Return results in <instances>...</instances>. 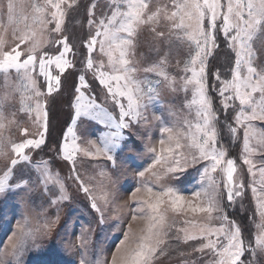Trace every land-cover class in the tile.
<instances>
[{
  "label": "snow or ice",
  "instance_id": "1",
  "mask_svg": "<svg viewBox=\"0 0 264 264\" xmlns=\"http://www.w3.org/2000/svg\"><path fill=\"white\" fill-rule=\"evenodd\" d=\"M79 6L80 0H0V161H4L0 167V197L6 193L11 197L23 193L21 199L31 200L30 186L39 182L44 185L45 193L49 184L59 185L60 195L51 199V205L69 199L59 174L54 176L50 172L47 161L34 166L38 175L33 179L28 167L31 158L25 150L44 144L49 130L47 101L41 102L45 92L38 78L44 77L47 95L51 96L61 88L62 75L74 67L67 59L73 46L63 33L69 13ZM98 7L99 0H91L86 6L88 25L95 31L84 42L88 52L83 61L84 71H93L119 114L117 117L98 104L95 96H86L82 88L88 85L85 75H80L71 104L72 123L64 132L59 152L73 163L74 173L75 158L80 153L85 157H104L110 162V170L102 169L99 173L103 184L98 196H89L90 207L99 214L100 226L105 225V211L98 201L105 210L115 206L113 222L123 221L124 215L118 210L122 208H128L131 221L126 229L117 225L123 231V239L110 260L101 259L95 252L91 254L96 256L95 260L90 258L91 238L87 234L91 228H82L77 238L83 249L79 264H157L168 254L166 245L175 227L174 222L169 223L170 215L202 213L211 221L215 213L223 212L224 194L229 203L242 195L240 189L244 183L235 182L236 160L229 157L228 148L221 143L223 139L235 143L241 137V160L252 177L249 186L259 218L255 224L257 231L246 243L242 229L234 221L229 222L231 228L226 230L223 224L216 228L185 220L191 230L187 226L176 228V239L183 243L205 241L194 251L209 252L210 264H244L243 257L248 254V264H261L264 164L258 166L254 157L264 156V0H105L97 16ZM142 33H146L148 52H140L137 58ZM218 33L223 34L226 47L235 58L231 79L221 81L218 93L223 119L209 95L208 84V62L219 47ZM258 41L260 47L256 46ZM53 44L62 45V49L54 50L55 55L49 52ZM184 45L188 46V56L180 59L179 50ZM97 46L106 63L104 59L99 63L94 61L92 54ZM174 54L176 72L171 71ZM142 64L145 66L141 67ZM215 78L220 80L219 72ZM163 99L173 102L164 109ZM150 109L159 111L160 115L153 113L150 119ZM33 113V122L42 129L39 138L17 142L6 135L16 127L21 137H27L28 128L20 126L19 116L31 118ZM80 118L97 122L106 129L96 141L88 140L83 147L75 131ZM153 122L161 134L159 149L149 147L150 141L144 143L145 151L154 158L147 168L136 173L140 178H146L147 174L151 184L145 180L124 205H116L119 197L113 176L120 167L118 157L131 159L124 149L139 147L133 139V129L137 132L141 127L148 129ZM189 164L194 167L203 164V167L199 171L200 188L191 198H186L167 182L179 179L178 174H183ZM217 172L223 173L222 181L216 179ZM76 179L82 190L89 192L78 174ZM157 187L161 190L157 191ZM132 204L136 207H130ZM216 218L228 219L227 215ZM32 219L26 211L8 235L11 218L6 219L0 209V243H3L0 264H20L28 242L39 233L50 232L59 223V215L40 227L33 226Z\"/></svg>",
  "mask_w": 264,
  "mask_h": 264
},
{
  "label": "rangeland",
  "instance_id": "2",
  "mask_svg": "<svg viewBox=\"0 0 264 264\" xmlns=\"http://www.w3.org/2000/svg\"><path fill=\"white\" fill-rule=\"evenodd\" d=\"M90 2L91 0H80V6L73 9L66 19L63 34L69 38V43L73 46V51L67 54V59L72 61L73 64L78 61L81 64V68L77 76L76 86L79 84V76L82 74L85 75V81L88 87L82 88V91H84L86 96L88 97L95 96L98 104L103 105L109 112L118 117L119 109L112 101L111 97L107 96V89L99 83L98 79L95 78L93 71H84L83 61L88 55L87 48L84 46V42L88 40L90 33H94L95 31L94 27L90 29L87 22L86 6ZM99 5L100 7H98L97 9V16L100 15V10L104 7L105 0H99ZM52 26L54 27V25ZM145 37L146 33H142L140 36L137 49V58H139L140 52H148L147 45L145 44ZM219 40L221 41H218L217 44L221 45L223 50L229 51L226 47L224 36H221ZM256 46L260 47L259 41L257 42ZM58 47L62 49V45L53 44L49 49L50 54L55 55L56 52L54 50ZM179 51L180 59H184L188 56L189 49L187 45L182 46ZM92 56L94 61H96L97 63H99L101 59H104L106 63V58L100 55L98 46ZM212 57L209 58V61ZM176 58L177 57L174 54L171 61L172 72L177 71V69L175 68ZM234 59L235 58L232 53L227 54V56L224 57L222 61H224L225 64H229L228 67H226L228 75L226 74L223 78L220 75L219 81L215 78H213L210 83L208 81L209 95L212 98L213 95L211 94V89L218 95L219 89L221 87V81L231 79V68L234 65ZM143 66L145 65L142 64L141 67ZM73 68L67 69L62 77ZM36 72H39L38 66L36 68ZM12 76L15 77L14 70L12 72ZM38 79L41 85V90L45 92V96L41 97V102L48 100L50 101L53 97V93H57L59 90L53 92L51 96H48L44 77L40 76ZM0 83H2V74H0ZM59 92L57 93V95L59 94ZM75 95V87H73L71 88V94H68L67 98L65 99L64 105H62V103L60 108L58 109V111H62L60 113V116L64 117V122L69 117V122L65 127L64 132L69 126H71L72 123L74 109H72L71 104ZM180 99H183V94H181ZM218 100L220 103L219 95ZM124 102L126 103V101ZM172 102L173 101L169 99H163V108L166 109L167 105ZM16 107H18V104L16 105ZM157 107L160 106L158 105ZM46 110L48 111L47 106ZM153 113H155L156 115H160L159 111L150 109L148 112L150 119ZM34 119L35 113L32 114L31 118L23 114L19 116L20 126L28 128L27 137H21L20 132L16 127H13L11 132L6 133V135H11L17 142L21 139L39 138L38 133L42 129L40 125H37L33 122ZM42 122L43 121H41V123ZM105 130L106 129L103 125L98 124L94 121H89L86 118H80L77 121V125L75 128L76 134L80 138L78 140V143H80L82 147L85 146L88 140L96 141L100 133ZM133 133V139L137 140L139 147L133 148L131 150L129 148L124 149V154L130 156L131 159H123L122 157H118V163L120 164V167L113 176V179L116 180L115 191L117 192L119 197V199L116 201V205H124L131 196V193L135 191L137 187H141L142 183L145 182V180H147V182L151 184V180L147 178V174L146 178H140L136 175V173L147 168L154 158L152 154L145 151L144 143L150 141V143H148L149 147L155 146L157 147V149H159L158 141L161 139L159 126H157L155 122H153V125L148 129H144L143 127H141L139 132L133 129ZM47 134L48 132L45 134V141L47 139ZM63 140L64 133L59 140V144L62 143ZM221 143L228 148L229 154H235V150L233 147L234 143L232 141L229 142L223 139ZM235 143L237 144L238 148V161L236 160L237 172L235 174V182L236 184H240L241 182L244 183V188L240 189L242 195L239 197H235L234 201L229 203L227 200V195L224 194L221 201L223 212L215 213L211 221L207 219L206 214L202 213L174 216L170 215L169 223L174 222L175 227L171 231V234L168 238V243L166 245L168 254L160 258L157 261V264H210L212 256L209 252L205 251L201 253L194 251L195 248H197L205 241L197 239L188 241L187 243H183L182 240L176 239L178 233L175 229L187 226L191 230L190 225H185L184 221L195 220L198 224L207 223L216 228L220 227V225L223 224L225 229L229 230L231 228V224L229 222L234 220L228 216L227 221L217 219L216 217L226 215L227 208L230 210L233 206L238 204L240 205L241 202H234L235 200H240L241 198H248L252 201V207H254V210H249L248 222L251 228L254 229L252 234L257 231L255 228V224L258 222L259 218L256 215L255 200L251 187L249 186L252 177L248 174V166L244 165L241 160L242 137ZM59 144L58 146H48L47 148H44V144H42L39 148L30 147L29 149H26L25 152L31 158V164L28 165V167L31 169L33 179L35 180L36 176L38 175L34 166L42 160L47 161V167L50 172L54 176L57 173L59 174V179L64 184L65 192L69 199L62 201L58 200L55 205H51V199H54L60 195L59 185L54 183L49 184L48 192L45 193L44 185L40 184L39 182L30 186L32 188L31 200L21 199L23 193H20L15 197L8 196V194L6 193L4 194V197H7L6 199L4 197H0V209H2L6 219L11 218V225L8 235H11V231L15 228L16 221L18 219H21L22 215L26 211L31 213V216L33 218L32 224L36 227L42 226L46 221L55 219L57 215H59V223L56 224L50 232L46 234L39 233L36 235L35 240H30L28 242L24 252L20 256V264H79L83 249L79 247L77 238L80 237L81 230L85 227L91 228V232L87 234V236H90L91 238V244L89 245L90 258L95 260L96 256L91 255L93 252H95L96 255H98L101 259L107 258L110 260L112 253L116 249V246L119 244L120 240L123 239V231L118 230L117 225L120 224L124 229H126L128 222L131 221V215L128 212V208H122L118 210L121 211L124 215L123 221L113 222V208H115V206H112L105 210L103 208L102 202L98 201V203H101L102 210L105 211V225L100 226L98 224L99 214L90 207L91 201L89 200V196H98L103 184L102 178L100 177L99 173L102 169L110 170V162H108L104 157H85L82 153H80L77 154L75 158L74 173L73 163L63 158L62 154L59 152ZM39 153H44L43 155L45 156L42 157L39 155ZM254 162L258 166L264 164V156L259 154L256 155L254 157ZM23 163L27 164V162ZM3 165L4 161H0V167H3ZM202 167L203 164H197L195 167L189 164L187 170L183 174H178L179 179H172L167 183L179 189L181 194L186 198H191L192 193L197 191L201 186L199 171L202 170ZM77 174L79 175L80 180L83 181L84 186L89 188V192H84L82 190L80 181L76 179ZM214 175L218 181H222L224 179L222 172H217ZM258 178L259 177H257V179ZM156 190L160 191L161 189L157 187ZM221 191L223 192L222 184ZM141 194L143 195V193ZM261 195H264V193H261ZM130 207L134 208L136 207V205L132 204L130 205ZM234 222L238 225L236 221ZM109 225L111 226L109 227ZM135 226L136 225H134V227ZM179 235L182 236L183 234L181 233ZM6 239L7 237H4L5 242ZM2 248L3 243H0V249ZM181 253H184V255L182 256ZM249 256L250 254L243 257L244 264H248ZM6 259L11 258L8 257ZM261 264H264V257L261 258Z\"/></svg>",
  "mask_w": 264,
  "mask_h": 264
},
{
  "label": "trees",
  "instance_id": "3",
  "mask_svg": "<svg viewBox=\"0 0 264 264\" xmlns=\"http://www.w3.org/2000/svg\"><path fill=\"white\" fill-rule=\"evenodd\" d=\"M221 36L223 35L221 33H218L217 42L221 41L219 40ZM218 46L219 47L214 52L213 57L208 62V72H209L208 81L209 83L212 81L213 78H215V74L217 72H219L222 78L226 74L228 75V71L226 70V67H228L229 64L228 63L225 64V62L222 60L230 52L223 50L221 45L218 44ZM80 68H81L80 62L79 61L75 62L74 68L68 71L66 75L62 77L61 89H59L60 92L58 91L59 94L57 95L58 92L53 93V97L51 98V100L47 101V104H48L47 108H48V113H49V130L47 134V139L43 145L44 148H47L48 146H54V145L58 146L59 140L63 136L64 129L69 122V117L64 122V117L60 116V113L62 111H58V109L60 108L62 103H63L62 105H64L65 99L67 98L68 94L69 95L71 94V88L76 87L77 76L79 74ZM211 94L213 95V99H214L217 110L220 111L221 119H223L224 113L219 103L218 95L212 89H211ZM224 140L229 141V142L231 141L230 139H224ZM233 147L235 150L234 151L235 154L233 155L229 154V157L237 160V152H238L237 144L234 143ZM43 154L44 153H39V155L42 157L45 156ZM238 201L239 203L241 202V204L233 206L230 210L227 208L226 215L238 223V225L242 229L245 242L247 243V241L252 236V232L254 231V229L251 228L248 222L249 221L248 212L249 210H252L254 207H252L253 206L252 201L248 198H241L240 200H235L234 203H237Z\"/></svg>",
  "mask_w": 264,
  "mask_h": 264
}]
</instances>
